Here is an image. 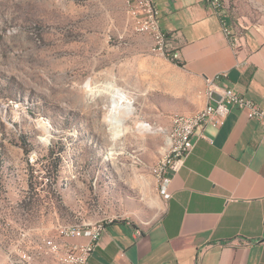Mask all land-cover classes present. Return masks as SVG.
Segmentation results:
<instances>
[{
	"label": "rangeland",
	"instance_id": "1",
	"mask_svg": "<svg viewBox=\"0 0 264 264\" xmlns=\"http://www.w3.org/2000/svg\"><path fill=\"white\" fill-rule=\"evenodd\" d=\"M132 9L0 0V263H58L43 239H83L61 229L160 219L168 131L202 110L207 88L154 52ZM121 92L133 107L123 126L111 111Z\"/></svg>",
	"mask_w": 264,
	"mask_h": 264
},
{
	"label": "crops",
	"instance_id": "2",
	"mask_svg": "<svg viewBox=\"0 0 264 264\" xmlns=\"http://www.w3.org/2000/svg\"><path fill=\"white\" fill-rule=\"evenodd\" d=\"M223 3L222 20L236 44L206 0H156L161 29L175 35L182 66L170 63L206 83L202 110L214 103L206 78L264 110V0ZM167 192L162 215L150 228L108 223L89 264H264V125L259 121L234 108L222 127H207L171 176Z\"/></svg>",
	"mask_w": 264,
	"mask_h": 264
},
{
	"label": "built area",
	"instance_id": "3",
	"mask_svg": "<svg viewBox=\"0 0 264 264\" xmlns=\"http://www.w3.org/2000/svg\"><path fill=\"white\" fill-rule=\"evenodd\" d=\"M206 2L223 22L225 35L236 44L237 39L234 37L233 30L226 27L222 20L226 14L223 0H206ZM131 4L134 17L137 19L136 31L149 37L154 52L182 65L180 52L173 44L175 35L161 29L160 12L156 6V0H130ZM206 79L209 81L210 87L209 98L214 103L208 104L206 113L197 121L175 120V129L169 133V136L172 138L173 134H180V144L171 159L164 162L160 171H156L161 176L162 194L165 199L169 198L167 188L171 182V176L180 171L186 157L195 147L196 141L203 138V131L207 127L211 126L216 129L222 127L234 108L244 111L249 119L259 121L264 125V110L258 104L246 99L231 88H222L214 80ZM214 94L220 97L219 101L213 99ZM198 130L199 133H197ZM105 227V225H95L92 228L69 227L61 229L60 237L62 238H86L88 241L86 244L77 245L45 238L42 241L45 249L44 254L48 257H56L58 262L56 264H89L91 254L98 247ZM9 264H35V259L32 255H25L18 259H12Z\"/></svg>",
	"mask_w": 264,
	"mask_h": 264
},
{
	"label": "bare ground",
	"instance_id": "4",
	"mask_svg": "<svg viewBox=\"0 0 264 264\" xmlns=\"http://www.w3.org/2000/svg\"><path fill=\"white\" fill-rule=\"evenodd\" d=\"M167 59L169 62L178 65L176 62H172L169 58H167ZM118 94H117L118 96L116 95V97L114 99L112 98L113 100H112L111 111H112V113H114L113 120L114 119L116 120V122L114 121L113 123H115V124L118 123V124L123 126L125 124V120L127 119V117L133 113V107H132L130 101H128L126 99L125 95L122 94V92L118 93ZM207 94H208V96H210V88L208 89ZM206 109H207V107L204 108L203 110L195 113V114H192V115H176V116H174L171 129L169 130V132L167 134V148L164 150L165 154L162 157V159L158 165V168H157V170H155V172L160 171V168L163 167L164 162L171 159L176 148L180 144V134H173L172 138H170V136H169V133H172L175 129V120L182 121V122L197 121V119H201L202 115L206 113ZM156 176L158 178V182L161 184V187H162L161 176H159L157 174V172H156Z\"/></svg>",
	"mask_w": 264,
	"mask_h": 264
},
{
	"label": "water",
	"instance_id": "5",
	"mask_svg": "<svg viewBox=\"0 0 264 264\" xmlns=\"http://www.w3.org/2000/svg\"><path fill=\"white\" fill-rule=\"evenodd\" d=\"M213 99H215V100H217V101H219L220 100V97L218 96V95H213Z\"/></svg>",
	"mask_w": 264,
	"mask_h": 264
},
{
	"label": "trees",
	"instance_id": "6",
	"mask_svg": "<svg viewBox=\"0 0 264 264\" xmlns=\"http://www.w3.org/2000/svg\"><path fill=\"white\" fill-rule=\"evenodd\" d=\"M179 65V64H178ZM179 66H182V65H179Z\"/></svg>",
	"mask_w": 264,
	"mask_h": 264
}]
</instances>
